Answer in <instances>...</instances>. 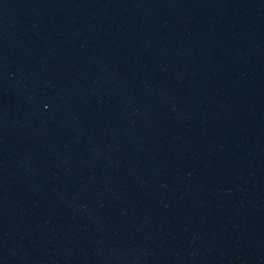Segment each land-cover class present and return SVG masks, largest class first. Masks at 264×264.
I'll return each mask as SVG.
<instances>
[{
  "label": "water",
  "instance_id": "obj_1",
  "mask_svg": "<svg viewBox=\"0 0 264 264\" xmlns=\"http://www.w3.org/2000/svg\"><path fill=\"white\" fill-rule=\"evenodd\" d=\"M0 264H264V0H0Z\"/></svg>",
  "mask_w": 264,
  "mask_h": 264
}]
</instances>
